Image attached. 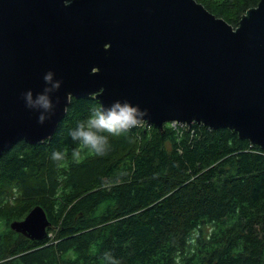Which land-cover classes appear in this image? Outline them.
<instances>
[{"label": "trees", "instance_id": "obj_1", "mask_svg": "<svg viewBox=\"0 0 264 264\" xmlns=\"http://www.w3.org/2000/svg\"><path fill=\"white\" fill-rule=\"evenodd\" d=\"M198 1L237 26L260 0ZM97 109L94 96L72 98L51 138L1 156L0 264H109L105 253L118 264H264V149L227 128L168 123L161 135L143 123L76 163L69 132ZM36 205L51 222L43 240L10 226Z\"/></svg>", "mask_w": 264, "mask_h": 264}, {"label": "water", "instance_id": "obj_2", "mask_svg": "<svg viewBox=\"0 0 264 264\" xmlns=\"http://www.w3.org/2000/svg\"><path fill=\"white\" fill-rule=\"evenodd\" d=\"M53 73L52 113L30 108ZM128 102L145 124L227 128L264 149V0L237 26L198 0H0V158L51 138L72 98ZM50 116L43 124L41 114ZM36 205L11 228L43 240Z\"/></svg>", "mask_w": 264, "mask_h": 264}, {"label": "clouds", "instance_id": "obj_3", "mask_svg": "<svg viewBox=\"0 0 264 264\" xmlns=\"http://www.w3.org/2000/svg\"><path fill=\"white\" fill-rule=\"evenodd\" d=\"M44 80L51 87L45 88L44 94H39L36 101H33L32 92L25 95L27 105L30 108L43 109L45 113H52L53 104L50 100L49 93L60 88V82L53 83V73L45 75ZM148 116L147 110H141L138 106L133 107L128 102H114L110 107L97 109L92 112L91 116L84 122L78 124L76 129L69 132L72 140L77 142L78 146L72 150L71 156L76 163H81L85 158L82 153L87 150L88 154L96 156H105L110 151V136H119L129 130L141 126L146 122ZM50 116L43 113L39 116V123L43 124ZM68 150L56 151L52 154L54 161H66ZM63 167L64 164H59ZM104 259L109 264H118L111 258L110 253L104 254Z\"/></svg>", "mask_w": 264, "mask_h": 264}, {"label": "built area", "instance_id": "obj_4", "mask_svg": "<svg viewBox=\"0 0 264 264\" xmlns=\"http://www.w3.org/2000/svg\"><path fill=\"white\" fill-rule=\"evenodd\" d=\"M174 127H178V126H184L185 124H179V123H175V122H173V123H171Z\"/></svg>", "mask_w": 264, "mask_h": 264}, {"label": "rangeland", "instance_id": "obj_5", "mask_svg": "<svg viewBox=\"0 0 264 264\" xmlns=\"http://www.w3.org/2000/svg\"><path fill=\"white\" fill-rule=\"evenodd\" d=\"M49 235H50V236H53L54 234L51 232Z\"/></svg>", "mask_w": 264, "mask_h": 264}]
</instances>
